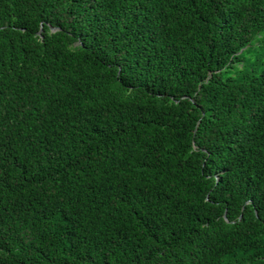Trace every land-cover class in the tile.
<instances>
[{
    "label": "trees",
    "instance_id": "16d2710c",
    "mask_svg": "<svg viewBox=\"0 0 264 264\" xmlns=\"http://www.w3.org/2000/svg\"><path fill=\"white\" fill-rule=\"evenodd\" d=\"M0 264H264V0H0Z\"/></svg>",
    "mask_w": 264,
    "mask_h": 264
},
{
    "label": "water",
    "instance_id": "95a60500",
    "mask_svg": "<svg viewBox=\"0 0 264 264\" xmlns=\"http://www.w3.org/2000/svg\"><path fill=\"white\" fill-rule=\"evenodd\" d=\"M225 216V215H224Z\"/></svg>",
    "mask_w": 264,
    "mask_h": 264
}]
</instances>
